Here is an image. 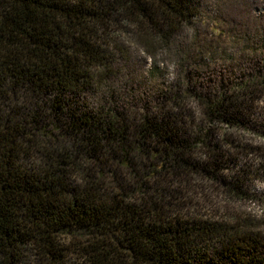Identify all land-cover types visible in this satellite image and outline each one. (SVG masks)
Segmentation results:
<instances>
[{
    "label": "trees",
    "instance_id": "trees-1",
    "mask_svg": "<svg viewBox=\"0 0 264 264\" xmlns=\"http://www.w3.org/2000/svg\"><path fill=\"white\" fill-rule=\"evenodd\" d=\"M203 3L0 0V264H264V221L208 197L264 173V38L229 72L131 69L180 61Z\"/></svg>",
    "mask_w": 264,
    "mask_h": 264
},
{
    "label": "rangeland",
    "instance_id": "rangeland-1",
    "mask_svg": "<svg viewBox=\"0 0 264 264\" xmlns=\"http://www.w3.org/2000/svg\"><path fill=\"white\" fill-rule=\"evenodd\" d=\"M224 1L225 4L221 6L217 0H204L203 7L209 16L198 24L194 29L195 32L190 29L184 31L178 39V45L184 50L180 61L175 55L165 53H160L156 58L151 59L143 51L137 52L136 48L132 47L134 61L131 69H142L146 83L151 81L166 85L174 83L182 78L184 70L188 67L187 64H182L183 60H189L185 58L187 49V55H190L192 60H202L212 64L211 67L218 72L237 70L236 66L227 63V57L235 60L242 57L241 60H244V56H248L245 52L248 41L259 47L257 41L264 38L262 37L264 36V0ZM245 32H250L248 40L244 36ZM256 33L257 37L254 36ZM246 40L247 42H244ZM258 105L260 108L258 113L264 115V99ZM196 116L200 117V114L196 113ZM249 158L250 161L253 159ZM257 163L258 161L254 160V167H257ZM251 178L253 179L252 191L249 192L251 198L223 201L211 190L208 192V197L215 203V207L211 209H220L223 214H229L231 217L241 215L259 223L264 221V173L251 175Z\"/></svg>",
    "mask_w": 264,
    "mask_h": 264
}]
</instances>
